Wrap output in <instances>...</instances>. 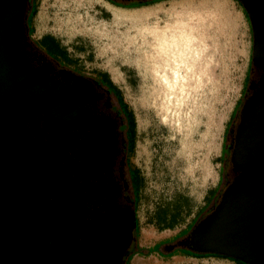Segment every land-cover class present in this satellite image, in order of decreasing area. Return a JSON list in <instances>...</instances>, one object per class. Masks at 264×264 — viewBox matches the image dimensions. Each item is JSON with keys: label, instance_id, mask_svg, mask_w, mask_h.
Masks as SVG:
<instances>
[{"label": "flooded vegetation", "instance_id": "flooded-vegetation-1", "mask_svg": "<svg viewBox=\"0 0 264 264\" xmlns=\"http://www.w3.org/2000/svg\"><path fill=\"white\" fill-rule=\"evenodd\" d=\"M104 1L128 8L149 0ZM33 4L22 0L10 44L40 77L45 98L36 109L28 107L27 114L15 110L4 120L10 149L6 157L25 161L34 172L27 183L25 178L16 184L7 200L0 199L1 232L9 237L10 252L25 264H128L138 229L133 180L140 181L128 164L131 110L122 104L120 89L96 71L76 67L55 42L30 37ZM244 12L250 32L245 80L224 133L219 185L196 224L216 210L227 188L244 172L239 153L250 158L254 149L253 126L244 129V147L241 137L244 126L259 115L249 102L264 92V15L256 12L250 19ZM190 239L191 231L172 249L192 251Z\"/></svg>", "mask_w": 264, "mask_h": 264}, {"label": "rangeland", "instance_id": "rangeland-1", "mask_svg": "<svg viewBox=\"0 0 264 264\" xmlns=\"http://www.w3.org/2000/svg\"><path fill=\"white\" fill-rule=\"evenodd\" d=\"M103 4L102 0H34L31 7L35 11L28 20L30 37L35 39L44 30L52 32L68 48L70 58L80 59L74 61L76 67L85 72L105 68L120 89L134 119L128 164L140 177V181L133 180L132 187L138 218L135 252L140 248L146 251L149 246V252L144 253L147 257L134 256L131 264H166L153 258L157 243H152L177 245L194 228L219 185L224 130L244 84L250 57L249 26L238 0H176L159 7L158 16V8L110 6L112 10L133 13L125 18L105 12ZM93 21L106 23L104 31L79 36L74 24ZM159 29L169 30L174 36L188 30L195 34L196 43L204 44L201 57L190 60L192 69L199 73L187 81L190 95L199 87L189 102L197 118L190 132L188 155L182 150L183 132L171 123L173 116H167L159 100L161 86L156 82V91L154 79L148 75L154 73L153 64L158 61L156 55L146 54L151 45L148 39ZM128 127L130 134V123ZM160 219L168 221L164 225H176L157 231ZM164 249L170 250L166 246ZM171 252L182 255L178 248ZM160 253L157 256L166 258L164 252ZM170 264L237 263L208 256L173 260Z\"/></svg>", "mask_w": 264, "mask_h": 264}, {"label": "water", "instance_id": "water-1", "mask_svg": "<svg viewBox=\"0 0 264 264\" xmlns=\"http://www.w3.org/2000/svg\"><path fill=\"white\" fill-rule=\"evenodd\" d=\"M238 1L250 19L256 12L264 15V0ZM21 3L22 0H0V126H3L0 132V199L4 200L21 179L32 178L34 172L27 170L25 161L6 157L10 149L6 147L8 135L4 120L12 118L15 110L27 114L28 107L36 109L45 98L40 77L27 67L10 44ZM249 105L251 110L258 108L259 115L264 117V96L253 98ZM7 111L9 117H5ZM259 115L243 128L253 126L255 130L251 141L254 149L250 158L244 157V172L227 188L216 210L191 230L190 250L194 252L216 253L264 264V118ZM10 247L9 237L0 227V264H25L16 253L10 252Z\"/></svg>", "mask_w": 264, "mask_h": 264}, {"label": "bare ground", "instance_id": "bare-ground-1", "mask_svg": "<svg viewBox=\"0 0 264 264\" xmlns=\"http://www.w3.org/2000/svg\"><path fill=\"white\" fill-rule=\"evenodd\" d=\"M124 10L125 9H122V11H118L111 9L112 16L115 15L118 18L133 16V13ZM74 27L76 28L78 35L83 37L85 36V34H88L90 32H103V29L106 28V23H95L94 21L93 23L84 22L83 25L79 24L77 26L76 24H74ZM187 31L188 30H183L180 32V34L174 36L172 33H170L169 30L159 29L157 34L153 33L151 35V38L149 37L150 39L148 40L151 41V45L148 49L150 51H146V54L154 56L156 55V59L158 61L153 64V66L155 67L154 73L151 72V74L148 75L153 77V83L156 91V82H158V84L161 86L160 92L158 93L159 100L167 116H173V118H170L171 123L176 126L177 130L183 132V137L181 139L182 150L188 155V144H190L191 142L190 132L195 126L197 118L191 113V106L189 105V102H191L190 97H193L195 90L199 87L197 86L196 89H193L190 95L191 87L187 85V81L189 82L188 79L190 77L192 78L193 76H197L199 74L198 71L192 69V63H190V60L201 57L204 44L201 45L199 41L198 43H196L195 34L188 33ZM147 41L145 40L144 42ZM143 50L144 49H142V51ZM148 58L151 59L153 57ZM260 96L262 98L264 96V92ZM249 111L250 108H247V117L249 116ZM245 130L243 129L241 137V146L243 147ZM239 157L241 159H244V156H242L241 153H239Z\"/></svg>", "mask_w": 264, "mask_h": 264}, {"label": "crops", "instance_id": "crops-1", "mask_svg": "<svg viewBox=\"0 0 264 264\" xmlns=\"http://www.w3.org/2000/svg\"><path fill=\"white\" fill-rule=\"evenodd\" d=\"M171 1H176V0H158V1H155V2H152V3H148V4H145V5H140V6H137V7H128L129 9H143V8H147V7H150V8H152V9H155V8H158V10L155 12V13H157V16H158V13H159V11H161V10H159V7H166V5H168L167 3H169V2H171ZM102 2L104 3L103 5H102V7H104V10H105V12H110L111 11V8H110V6L111 7H115V6H113V5H110L109 3H107L106 1H104V0H102ZM124 8V7H123ZM160 13H162V12H160ZM35 41H37V42H45L46 44H50V43H53V42H55V44H57L59 47H60V50L61 51H64L65 53H67V55H69L70 56V54H68L69 52H68V48L66 47V46H64V43L62 42V41H60V40H58V38L55 36V34H53L52 32H49V31H46V30H44V31H42V32H39V34H37L36 35V38L34 39ZM54 44V43H53ZM77 56H73V58H72V61L74 62V61H80V59H77L76 58ZM96 69V68H95ZM104 70L107 72V70L105 69V68H97L95 71L97 72V74H101L102 72H104ZM109 78H110V80L114 83V80L110 77V76H108ZM118 87V86H117ZM125 102V101H124ZM212 187H214V185L213 186H211L210 188H209V193H211V190H212ZM209 197V196H208ZM203 204H204V202H203ZM159 221H161V223L156 227V230L157 231H162V230H170V229H172L175 225H176V223H171V225H164L163 223H167L168 221H166V222H162V220L160 219ZM150 236V235H149ZM158 239H161V238H158ZM155 243H157V245H155V251L153 250V252H155L156 253V256H154L153 258H155V259H160L161 260V262H164V263H166V264H170V263H172L173 262V260L175 261V260H178V261H183V259H192V258H194V256H189V255H186L185 253H184V251H182V250H180V254H182V255H177V254H175V255H171L172 254V252L169 254L168 252H170V250L172 249V247L170 248V250L169 249H167V250H165L164 248H165V246L166 245H171V242H169V243H165V244H163V242H153L152 244L154 245ZM172 246V245H171ZM149 247V246H148ZM146 248L147 250L145 251V250H143V251H141L142 250V248H140L139 250L140 251H138V252H134L130 257H129V259H128V264H131V260H132V258L134 257V256H136V257H147L144 253H147V252H149L148 250H149V248ZM160 251H162V252H164V254L165 255H167L166 256V258L164 257H159V256H157V254L159 255V254H161L160 253ZM169 258H171L172 259V261H171V259H169Z\"/></svg>", "mask_w": 264, "mask_h": 264}, {"label": "trees", "instance_id": "trees-1", "mask_svg": "<svg viewBox=\"0 0 264 264\" xmlns=\"http://www.w3.org/2000/svg\"><path fill=\"white\" fill-rule=\"evenodd\" d=\"M155 1H158V0H149V1H142V2H138L137 4H135V6H138V5H144V4H148V3H151V2H155ZM34 11H35V7L34 8H32L30 11H29V16L31 17L33 14H34ZM28 16V17H29ZM103 78H105V80H106V82L110 85V86H112V87H117L111 80H110V78L108 77V75H107V73L106 72H102L101 74H100ZM121 99H122V95H121ZM122 104L124 105V106H127V104L124 102V101H122ZM130 112V114L131 115H129L130 117H131V120L133 119V115H132V113H131V111H129ZM228 123H229V120H228V122H227V125H226V128H227V126H228ZM130 125H131V130H130V136L132 137L131 138V144H130V150L133 148V142H134V119H133V121H131V123H130ZM226 128H225V130H224V133H225V131H226ZM220 157V159H221V156H219ZM136 171V170H135ZM215 192V188H214V190L212 191V194ZM184 253L186 254V255H189V256H194V257H208V256H215V257H223V258H227V256H223V255H219V254H215V253H210V252H206V253H195V252H192V251H188V250H184ZM229 259H231L232 260V258H229Z\"/></svg>", "mask_w": 264, "mask_h": 264}]
</instances>
